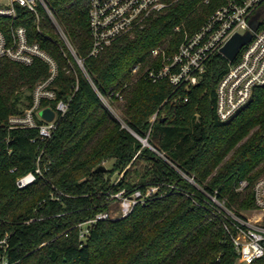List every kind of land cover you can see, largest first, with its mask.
Wrapping results in <instances>:
<instances>
[{
    "label": "trees",
    "instance_id": "16d2710c",
    "mask_svg": "<svg viewBox=\"0 0 264 264\" xmlns=\"http://www.w3.org/2000/svg\"><path fill=\"white\" fill-rule=\"evenodd\" d=\"M47 1L85 70L42 7L40 22L20 5L14 22L0 17V31L9 35L13 25L25 26L30 40L57 61L51 84L56 99L41 106L68 103L49 140H41L36 128L9 129V118L33 106L37 85L51 73L40 59L32 65L0 59V264H240L204 193L182 173L204 190L218 191L237 212L256 207L253 188L264 177V85L230 122H222L216 89L229 69L223 55L211 56L201 81L190 88L175 89L166 79L155 83L146 73L161 66L155 49L176 53L184 29L197 32L228 0H171L164 13L98 57L89 55L91 0ZM257 13L262 30L264 0ZM99 92L117 101L122 95L128 127ZM109 160L113 166L101 169ZM141 163L142 171L136 169ZM133 172L138 181L129 179ZM29 173L36 180L20 188L18 179ZM243 181L248 186L238 191ZM149 186L159 191L128 216L98 220L81 236L83 224L109 211L108 193ZM251 264H264V258Z\"/></svg>",
    "mask_w": 264,
    "mask_h": 264
},
{
    "label": "built area",
    "instance_id": "2783aa9c",
    "mask_svg": "<svg viewBox=\"0 0 264 264\" xmlns=\"http://www.w3.org/2000/svg\"><path fill=\"white\" fill-rule=\"evenodd\" d=\"M261 1L228 0L215 10L197 32L190 34L184 29V38L176 53L167 55L162 48L153 51V57H162L161 66L147 70V77L155 83L166 79L175 89L182 86L190 88L199 84L207 70L210 57L215 54L226 57L222 49L233 35L244 34L251 30L250 22ZM171 4V0H91L89 29L92 47L89 55L100 56L121 37L144 28L151 18L164 13ZM17 5L31 10L39 22L41 19L39 8L42 7L55 24L60 37L85 70L83 59L77 55L74 46L50 10L47 0H0V17L11 18L14 22L18 16ZM176 30L183 31V26H177ZM39 31L42 33L41 28ZM239 55L241 56L238 61H236L237 58L233 61L227 58L229 69L216 89V111L222 122H230L249 103L255 88L264 85V29L259 28L253 31L252 39L241 49ZM3 58L25 65H32L40 59L49 65L51 75L37 85L34 91L33 106L25 110L23 114L12 115L8 121L9 129L36 128L39 130L41 140H49L57 129L59 115H64L68 109V103L64 101H60L56 108L41 106L44 99H56L57 95L51 89V84L58 75L57 61L40 43L30 40L28 29L25 26L14 25L9 35L0 31V59ZM139 70L140 65H137L133 73L136 74ZM99 95L102 101L104 97H107L100 92ZM117 96L123 100L120 93ZM46 108H51L55 112L52 121L41 116L42 110ZM158 116L159 111L151 117V128ZM136 136L144 139L137 134ZM37 172L40 170L38 169ZM182 174L204 193L205 203L211 207L213 216L221 221L234 244L238 262L251 264L264 258V177L259 179L253 188L256 207L237 212L228 206L225 199L219 197L218 191L208 192L194 178ZM35 180V173H29L19 178L17 184L20 188H25ZM247 186L248 182L243 181L238 191H243ZM172 187L177 191H182L176 186ZM158 191V186H149L145 191L136 189L128 193L122 189L116 193H108L109 211L100 213L94 220L83 224L81 236L84 237L89 231L88 227L98 220L128 216L136 205L145 202ZM114 204L118 206L116 215L111 213ZM246 212H250L251 215ZM5 242V240L1 241L2 244Z\"/></svg>",
    "mask_w": 264,
    "mask_h": 264
},
{
    "label": "water",
    "instance_id": "95a60500",
    "mask_svg": "<svg viewBox=\"0 0 264 264\" xmlns=\"http://www.w3.org/2000/svg\"><path fill=\"white\" fill-rule=\"evenodd\" d=\"M260 14L257 13L253 16L250 27L251 30L246 31L244 34L236 33L233 35V37L227 42V44L222 49V53L228 58L229 60L233 61L237 58L239 55L241 49L252 39L253 37V31H257L260 28ZM41 116L45 118L48 121H52L55 117V112L51 108H46L42 110ZM144 143L145 146H148L152 148L153 150H156L153 148L147 139H140ZM147 144V145H146ZM101 169H106L105 166H100Z\"/></svg>",
    "mask_w": 264,
    "mask_h": 264
},
{
    "label": "rangeland",
    "instance_id": "374dc122",
    "mask_svg": "<svg viewBox=\"0 0 264 264\" xmlns=\"http://www.w3.org/2000/svg\"><path fill=\"white\" fill-rule=\"evenodd\" d=\"M103 102L107 106V108L110 110V112L113 114V116L116 118L118 117V119L121 120V122L124 123V125H126L125 108H124L125 106H124L123 100L117 101V100H112L110 97H104ZM113 164H114L113 160H109V161L104 162L103 166H105L106 168H111ZM136 169L142 171L144 169V165L141 163L136 167ZM121 177L122 175L119 176V178ZM129 179L133 181H138L139 176L137 175L136 172L135 173L133 172L131 173ZM117 212H118V206L117 204H114L112 206L111 213L112 215H116ZM246 214L251 215L250 212H246Z\"/></svg>",
    "mask_w": 264,
    "mask_h": 264
}]
</instances>
